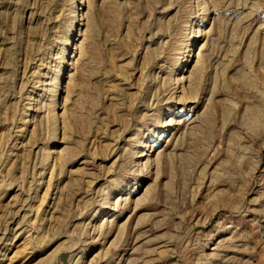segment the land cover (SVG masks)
Segmentation results:
<instances>
[{
	"label": "rangeland",
	"instance_id": "1",
	"mask_svg": "<svg viewBox=\"0 0 264 264\" xmlns=\"http://www.w3.org/2000/svg\"><path fill=\"white\" fill-rule=\"evenodd\" d=\"M0 264H264V0H0Z\"/></svg>",
	"mask_w": 264,
	"mask_h": 264
}]
</instances>
